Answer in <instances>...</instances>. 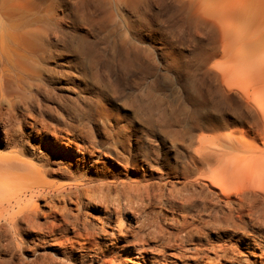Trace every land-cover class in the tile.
I'll list each match as a JSON object with an SVG mask.
<instances>
[{
    "label": "rangeland",
    "instance_id": "rangeland-1",
    "mask_svg": "<svg viewBox=\"0 0 264 264\" xmlns=\"http://www.w3.org/2000/svg\"><path fill=\"white\" fill-rule=\"evenodd\" d=\"M2 78L11 99L17 86L23 88L22 100L34 115L84 123L88 141L100 143L87 156L91 180L146 183L159 181L164 170L193 172V141L220 149L219 143H228L223 136H254L259 126L264 0H0ZM61 131L68 138L60 144L63 151L75 154L81 143ZM5 146L1 154L8 152ZM122 156L131 158L130 165ZM171 181L176 189L186 182ZM39 204L47 212L48 205ZM70 209L86 226L112 231L104 206L90 202ZM150 212L162 227L145 235L142 259L127 221L129 235H121L126 242L101 248L100 235V248L90 251L94 259L81 258L82 240L72 231V243L53 237L30 241L22 234L18 245L5 233L0 258L9 264H264V243L246 248L237 235L228 239L215 231L181 240L175 232L184 213L159 203ZM249 232L264 240V229Z\"/></svg>",
    "mask_w": 264,
    "mask_h": 264
},
{
    "label": "bare ground",
    "instance_id": "bare-ground-1",
    "mask_svg": "<svg viewBox=\"0 0 264 264\" xmlns=\"http://www.w3.org/2000/svg\"><path fill=\"white\" fill-rule=\"evenodd\" d=\"M7 56L4 53L5 60ZM2 73L5 76V71ZM6 81V78L0 79V145L6 143L8 151L0 153V244L3 250L7 247L2 239L5 233H10L18 245L23 244L22 234L30 241L53 237V240L72 243L69 237L72 231L75 238L82 240L78 243L82 250L80 256L86 258L91 256L90 251L107 246L108 242L116 243L119 239L126 242L127 237L121 235H129L123 228L127 221L128 229L138 242L133 249L142 259L145 235L156 234L162 227L150 212L155 203L184 213L181 223H176L175 235L181 240L215 231L228 239L237 235L236 242L246 248H257L264 243L263 235L248 233L250 227L264 229V107L260 109L259 126L254 125L258 127L254 136L244 132H240L239 137L225 135L223 138L228 143H219L223 145L220 149L205 148L210 147L202 145H210L207 141L201 145L193 141L188 150H191L190 159L196 171L173 174V170H164L160 178H155L159 181L146 183L91 180L86 171L90 168L87 156L94 155L93 149L99 148L100 143L93 139L88 141L90 138L81 131L84 123L73 120L62 124L52 120L55 121L52 123L42 115H34L32 106L22 100L25 98L23 88L17 86L11 99ZM129 125L134 126V122ZM58 126H62L60 131ZM61 130H68L79 140L81 144L75 145L78 153L63 151L60 144L64 140L68 142V138L59 134L64 133ZM122 157L124 165H130L131 158ZM63 159L69 162L66 166L61 163ZM51 177H58L60 181H53ZM173 178L186 182L176 189ZM41 201L48 205L47 212L42 211ZM90 202L105 207L107 223L114 225L111 232L104 231L102 226L99 229L88 227L78 217L71 216L72 204L83 207ZM132 221L140 226V231L137 226L131 228ZM144 229L150 232H142ZM100 235L105 237L99 247L96 239ZM0 264L9 263L0 258Z\"/></svg>",
    "mask_w": 264,
    "mask_h": 264
}]
</instances>
